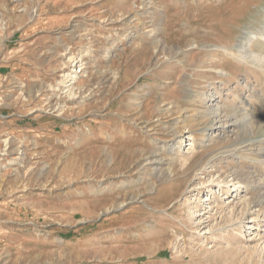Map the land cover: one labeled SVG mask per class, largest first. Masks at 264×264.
Wrapping results in <instances>:
<instances>
[{"label":"rangeland","instance_id":"374dc122","mask_svg":"<svg viewBox=\"0 0 264 264\" xmlns=\"http://www.w3.org/2000/svg\"><path fill=\"white\" fill-rule=\"evenodd\" d=\"M262 138L264 0H0V264H264Z\"/></svg>","mask_w":264,"mask_h":264},{"label":"bare ground","instance_id":"6f19581e","mask_svg":"<svg viewBox=\"0 0 264 264\" xmlns=\"http://www.w3.org/2000/svg\"><path fill=\"white\" fill-rule=\"evenodd\" d=\"M252 38V37H251ZM253 38H255V37H253ZM252 38V39H253ZM257 38V37H256ZM249 39V38H248ZM249 40H251V39H249ZM254 40V39H253ZM247 54V53H246ZM245 54V55H246ZM244 55V56H245ZM250 54H248V56H249ZM241 58L243 59V57L241 56ZM241 58H239V60L241 59ZM245 59L247 58V55L244 57ZM248 59V58H247ZM74 60V59H73ZM242 61V60H241ZM246 61V60H245ZM74 62V61H73ZM72 62V63H73ZM243 62H244V60H243ZM70 76V74L68 75L67 74V76H66V78L67 77H69ZM213 96H211V95H209L208 97H205L204 96V98H202V101L204 102V103H208V102H214V100H213V98H212ZM219 110V107H218V104L217 103H215V104H213V105H211L210 107H209V111H207L208 113H207V123H208V127L204 130V136H201V138H197V139H195V140H193V143H192V146L195 148L196 146L197 147H200V146H202V144L204 143V141L205 140H207V142H212L215 138H217L218 136H220L221 135V130L223 129V128H225L224 127V125L226 124V123H224V121H221V119L219 120V118L217 119V111ZM246 116V115H245ZM226 126V125H225ZM202 134V135H203ZM179 142H181V141H179ZM264 146V139L262 138L260 141H259V145H258V154H260V153H262V154H264V148H262L261 146ZM181 146V145H180ZM179 146V147H180ZM245 147V146H244ZM261 147V148H260ZM240 148H238V149H233V150H230V151H227V150H225V151H221V152H219L218 154H216V155H214V156H211L210 157V159L204 164L205 166H204V168L205 167H207L208 165H214V164H216V163H214V161L218 158V157H221L222 159L221 160H223V159H226V158H228V157H231V156H236V153L238 152V154H239V151H242V149H240ZM245 149V148H244ZM248 152H249V150H248ZM195 156V151H192L191 152V154H190V157L189 158H187V159H185V160H183V165H185V164H187L189 161H190V159L191 158H193ZM245 156V155H244ZM239 158H242V159H246V158H244V157H242V155H240L239 156ZM249 160V159H248ZM261 160V159H260ZM264 160V159H263ZM252 161V160H251ZM158 162V160L157 159H152V158H146V165H149V166H152V167H155V166H153V165H155L156 163ZM254 162V161H253ZM255 162H257L258 163V161H255ZM182 163V162H181ZM201 171H199V172H201V173H203V171H202V169H200ZM241 171V170H240ZM240 171H237V170H234V169H232V170H229V172L227 173V174H225V176L224 177H220L221 179H222V181H220V182H217V183H214V182H210L207 186L208 187H211L210 189V191L212 192L213 191V189H214V187H217L218 189H221V190H223V188H226V191H229L230 189L233 191V192H237V191H241L242 189L241 188H244L245 190H246V192L247 193H249V196H250V198H251V200H252V192L254 193V194H257V193H260V192H264V184L261 182V181H256V179H254L253 177H252V175L248 172V174H244V173H242V172H240ZM197 176V174L194 176V177H196ZM213 187V188H212ZM200 187H198V186H194V187H192L191 188V190L192 191H194V190H198ZM225 191V192H226ZM255 196V195H254ZM261 197L260 198H262L263 200H264V193L262 194V195H260ZM254 199V198H253ZM258 200H256V202H257ZM262 202H264V201H260V202H258V203H262ZM209 207H211L210 206V204L208 205ZM219 206V205H218ZM212 211V210H211ZM209 211H206L204 214H206V213H208ZM245 212H249V210H247V211H245ZM234 214H235V212L233 211V210H231L230 211V213H229V217H233L234 216ZM250 214V213H249ZM203 215V214H202ZM243 217H245L244 215H242V217H240V219L239 220H235L234 222H233V224L235 223V225H238L239 224V226H242L243 224H244V221H242L241 220V218H243ZM224 228H222L221 230H223Z\"/></svg>","mask_w":264,"mask_h":264}]
</instances>
